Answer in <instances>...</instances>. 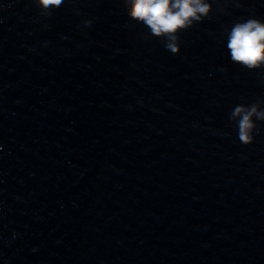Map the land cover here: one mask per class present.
I'll return each mask as SVG.
<instances>
[{"label": "water", "instance_id": "1", "mask_svg": "<svg viewBox=\"0 0 264 264\" xmlns=\"http://www.w3.org/2000/svg\"><path fill=\"white\" fill-rule=\"evenodd\" d=\"M209 2L169 41L127 0H0V264H264V67L226 48L264 0Z\"/></svg>", "mask_w": 264, "mask_h": 264}, {"label": "clouds", "instance_id": "2", "mask_svg": "<svg viewBox=\"0 0 264 264\" xmlns=\"http://www.w3.org/2000/svg\"><path fill=\"white\" fill-rule=\"evenodd\" d=\"M61 0H39L42 7L57 6ZM129 15L148 27L153 35L174 41L176 33L208 16L211 11L209 0H127ZM177 52L175 43L166 45ZM226 48L232 62L249 69L264 67V20L256 17L237 20L227 30ZM255 107L237 105L232 115L239 116L238 128L241 142H250L253 123L251 115Z\"/></svg>", "mask_w": 264, "mask_h": 264}]
</instances>
